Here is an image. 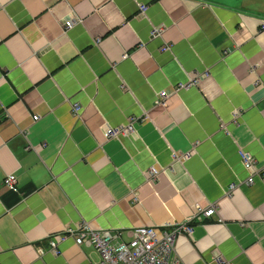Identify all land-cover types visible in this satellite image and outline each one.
I'll return each mask as SVG.
<instances>
[{"label":"crops","instance_id":"1","mask_svg":"<svg viewBox=\"0 0 264 264\" xmlns=\"http://www.w3.org/2000/svg\"><path fill=\"white\" fill-rule=\"evenodd\" d=\"M130 118L133 134L103 136ZM80 221L123 239L190 221L184 264H264V0H0V264H96L72 237L49 251Z\"/></svg>","mask_w":264,"mask_h":264},{"label":"built area","instance_id":"2","mask_svg":"<svg viewBox=\"0 0 264 264\" xmlns=\"http://www.w3.org/2000/svg\"><path fill=\"white\" fill-rule=\"evenodd\" d=\"M145 4L139 5L140 13L146 10ZM74 19H66L63 21L64 29H69ZM164 29L163 25L153 26L151 34L157 36ZM97 42V40L95 41ZM127 53H123L122 58H126ZM205 74L191 75L190 79L185 83H179L174 86V91L182 87L197 85ZM165 90L156 93L155 103L162 104L167 98ZM73 111L79 109V105L74 103L72 105ZM239 115V111L233 112V119ZM34 120L38 119L37 116L33 117ZM136 119L130 118L126 123L117 126L105 125L103 129V136L105 138L118 137L120 135H130L134 133V123ZM224 129L225 124L221 123ZM242 166L247 172V177L244 180L245 184H253L255 177L261 175L262 169L256 165V160L248 151L239 149L238 151ZM191 156V153L186 152H172L173 161H184ZM162 169L152 165L146 172L148 179L152 181L159 175ZM4 185L10 190H17V179L13 174H6L3 178ZM231 183L226 188V192L235 187ZM217 213V206L215 203L210 204L207 208L198 207L197 213L194 215L196 220L201 222L204 218L210 217L212 214ZM221 221V219H219ZM193 231V226L190 221L180 224H174L170 228L158 229L154 226H139L134 227L130 232L128 239L120 237L119 233L112 232L109 229H95L90 227L85 221L78 222L75 226L66 227L62 231L50 233L48 235L49 251L53 254H58V243L63 241L66 237H72L77 245L92 246L98 253L99 259L96 264H184L183 261L177 256L175 252L176 241L182 233L190 236ZM38 252L42 250L39 248ZM215 259L220 261V255L214 253Z\"/></svg>","mask_w":264,"mask_h":264}]
</instances>
